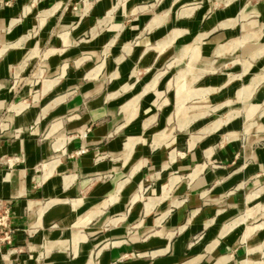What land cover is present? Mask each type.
Here are the masks:
<instances>
[{"label": "crops", "instance_id": "1", "mask_svg": "<svg viewBox=\"0 0 264 264\" xmlns=\"http://www.w3.org/2000/svg\"><path fill=\"white\" fill-rule=\"evenodd\" d=\"M1 113L0 264H264V0H0Z\"/></svg>", "mask_w": 264, "mask_h": 264}, {"label": "built area", "instance_id": "2", "mask_svg": "<svg viewBox=\"0 0 264 264\" xmlns=\"http://www.w3.org/2000/svg\"><path fill=\"white\" fill-rule=\"evenodd\" d=\"M11 203H2L0 201V242L11 243Z\"/></svg>", "mask_w": 264, "mask_h": 264}, {"label": "rangeland", "instance_id": "3", "mask_svg": "<svg viewBox=\"0 0 264 264\" xmlns=\"http://www.w3.org/2000/svg\"><path fill=\"white\" fill-rule=\"evenodd\" d=\"M42 73L44 74V72H42ZM2 115L4 116V113H3V114H2V113L0 114V128L3 127V130H4V129L7 128V126H8L7 123H8V122H7V121H2V120H1V117H3ZM1 133H2V132L0 131V134H1Z\"/></svg>", "mask_w": 264, "mask_h": 264}]
</instances>
